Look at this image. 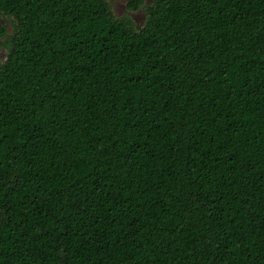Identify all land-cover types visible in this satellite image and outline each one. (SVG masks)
Listing matches in <instances>:
<instances>
[{
	"label": "trees",
	"instance_id": "obj_1",
	"mask_svg": "<svg viewBox=\"0 0 264 264\" xmlns=\"http://www.w3.org/2000/svg\"><path fill=\"white\" fill-rule=\"evenodd\" d=\"M0 0V264H264V0Z\"/></svg>",
	"mask_w": 264,
	"mask_h": 264
},
{
	"label": "rangeland",
	"instance_id": "obj_2",
	"mask_svg": "<svg viewBox=\"0 0 264 264\" xmlns=\"http://www.w3.org/2000/svg\"><path fill=\"white\" fill-rule=\"evenodd\" d=\"M113 12L117 17H121L123 15L129 16L132 21L135 23L136 27L140 28L144 25L146 20V14L144 7H141L137 10H130L126 7L127 0H108ZM152 0H145L146 5L149 4ZM1 22L8 28L9 32H12L15 25V20L13 17L9 15H2L0 18ZM7 56L6 48L0 49V59L4 60Z\"/></svg>",
	"mask_w": 264,
	"mask_h": 264
}]
</instances>
